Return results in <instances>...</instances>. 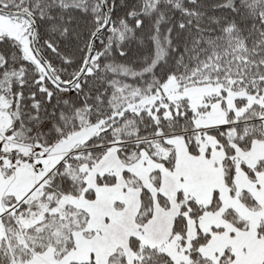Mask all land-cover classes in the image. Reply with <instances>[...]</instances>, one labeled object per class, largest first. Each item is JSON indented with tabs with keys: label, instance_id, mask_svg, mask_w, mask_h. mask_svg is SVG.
Listing matches in <instances>:
<instances>
[{
	"label": "snow or ice",
	"instance_id": "snow-or-ice-1",
	"mask_svg": "<svg viewBox=\"0 0 264 264\" xmlns=\"http://www.w3.org/2000/svg\"><path fill=\"white\" fill-rule=\"evenodd\" d=\"M0 264H264V0H0Z\"/></svg>",
	"mask_w": 264,
	"mask_h": 264
}]
</instances>
